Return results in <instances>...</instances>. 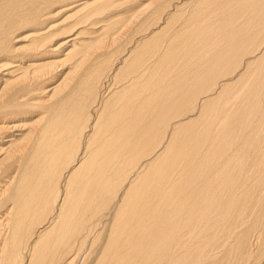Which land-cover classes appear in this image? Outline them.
Wrapping results in <instances>:
<instances>
[{
  "label": "bare ground",
  "instance_id": "6f19581e",
  "mask_svg": "<svg viewBox=\"0 0 264 264\" xmlns=\"http://www.w3.org/2000/svg\"><path fill=\"white\" fill-rule=\"evenodd\" d=\"M0 264H264V0H0Z\"/></svg>",
  "mask_w": 264,
  "mask_h": 264
},
{
  "label": "rangeland",
  "instance_id": "374dc122",
  "mask_svg": "<svg viewBox=\"0 0 264 264\" xmlns=\"http://www.w3.org/2000/svg\"><path fill=\"white\" fill-rule=\"evenodd\" d=\"M147 0H144V2H146ZM61 16H58L57 18H62V16H64L65 14H60Z\"/></svg>",
  "mask_w": 264,
  "mask_h": 264
}]
</instances>
